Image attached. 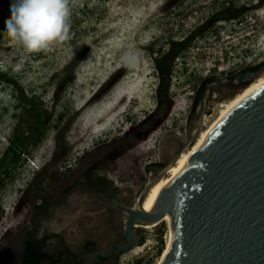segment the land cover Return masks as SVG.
<instances>
[{"label":"rangeland","instance_id":"374dc122","mask_svg":"<svg viewBox=\"0 0 264 264\" xmlns=\"http://www.w3.org/2000/svg\"><path fill=\"white\" fill-rule=\"evenodd\" d=\"M11 2L0 0V72L19 83L46 128L14 165L2 163L12 144L22 145L18 138L31 130L35 115L16 87L0 79V236L15 222L10 220L14 204L38 167L63 153L65 160L56 168L66 170L77 164L82 151L120 138L131 128L135 134L145 132L137 125L163 100L166 116L161 128L146 138L132 135V149L102 172L114 176L112 186L121 191L122 203L132 207L165 167L153 164L167 165L173 158L162 155L163 144L182 147L191 138L196 116L191 121L187 117L204 78L264 59V0H69L68 38L39 52L27 51L7 35ZM219 13L231 18L213 22L211 17ZM194 32L196 38L165 76L159 74L156 56ZM239 92L208 102L201 129ZM112 215L115 220L107 217L104 222L109 230L104 247L124 239L127 212L115 210ZM135 233V248L121 254L118 264H156L166 246L167 225L140 226Z\"/></svg>","mask_w":264,"mask_h":264},{"label":"flooded vegetation","instance_id":"af4514ba","mask_svg":"<svg viewBox=\"0 0 264 264\" xmlns=\"http://www.w3.org/2000/svg\"><path fill=\"white\" fill-rule=\"evenodd\" d=\"M156 58L154 59L156 70L164 76L165 72H168V60L163 61V67L160 69ZM262 73L264 59L233 72L208 74L193 93L187 119L191 121L193 116H197L198 106L209 87L213 89L207 95L204 111L212 99L234 95L250 83L248 79L251 76L257 77ZM237 74H247L250 77L234 83ZM162 102L163 100L161 106L137 125L138 128L145 129V132L135 134L132 132L134 128H131L120 138L82 151L77 158V164L75 166L69 164L66 170L56 168L65 160L66 156L64 157L63 153H55L49 162L38 167L14 204L10 220L15 222L9 224L0 236V264H118L120 250L109 253L106 259H101L95 254L96 251L108 253L114 246H128L125 225L124 239H115L113 243L104 247L109 231L104 226L106 218L115 220L113 211L123 210L124 206H128L122 203L121 191L112 186L111 180H114V176H104L102 172L106 171L108 165L115 166L116 161L121 160L132 149L133 142L128 140L132 135H136V138H146L154 128H161L165 123L163 118L166 116L162 110L164 106ZM33 120L31 130L20 136L22 146L18 148L19 155L25 151L26 145L33 144L44 136L45 122L40 121L41 118L37 116H33ZM117 140L122 142L114 146ZM179 145L175 147L177 148L175 154L180 150ZM167 146L164 144L163 149ZM109 147V151L104 152V149ZM8 154L12 152H6L3 159H7L9 165H14L18 157L13 158ZM153 166L163 167L166 163L162 165L156 163ZM9 174L5 172L3 176ZM47 181L50 184L49 189ZM89 191L93 193L88 194ZM112 230L116 235V226H113Z\"/></svg>","mask_w":264,"mask_h":264},{"label":"water","instance_id":"95a60500","mask_svg":"<svg viewBox=\"0 0 264 264\" xmlns=\"http://www.w3.org/2000/svg\"><path fill=\"white\" fill-rule=\"evenodd\" d=\"M245 76L237 74L233 82ZM256 78L248 80L251 83ZM212 89L206 90L198 106L191 138L162 169L175 163L179 154L197 140ZM205 145L186 170L192 169V174L177 199V232L167 264H264V86L231 111ZM180 178L162 193L155 212L144 210L153 184L149 182L138 198L139 208L123 207L127 212L128 246H114L108 253L95 254L106 259L116 250L130 253L136 246V223H163Z\"/></svg>","mask_w":264,"mask_h":264},{"label":"bare ground","instance_id":"6f19581e","mask_svg":"<svg viewBox=\"0 0 264 264\" xmlns=\"http://www.w3.org/2000/svg\"><path fill=\"white\" fill-rule=\"evenodd\" d=\"M250 76H245L243 78H249ZM264 86V73L257 76L256 79L252 80L251 83L241 90L234 98H232L228 103H222V110L217 118L213 119L209 125L205 128H202L199 132L197 140L190 147L184 149L179 156L174 161L175 163L169 164L165 169H162L158 177H154L150 180L153 182L144 202V210L148 212H155V206L165 191L177 178H180L177 185L174 187L172 196H173V205L163 223L167 225L168 236L166 241V246L162 252L160 259L156 264H167L173 255L174 245H175V235L177 232L178 225V203L177 199L181 194L183 188L185 187L188 179L190 178L192 172L191 170L186 171L187 168L191 166L193 162L196 161L198 156L206 149V141L215 128L233 111L238 105L248 99L252 94ZM167 143V142H166ZM164 145V144H163ZM167 148L163 149L164 157L171 156L175 154V149L177 150L176 143L168 144ZM176 155V154H175ZM174 155V156H175ZM166 159V158H165ZM157 173V172H156ZM130 192L127 194L129 195ZM131 195V194H130ZM129 195V196H130ZM134 195V194H133ZM75 197V196H74ZM125 198H128L125 194ZM132 197V196H131ZM131 200L132 198L129 197ZM127 200V201H130ZM77 204V202H76ZM81 204V203H80ZM134 208H139L138 202L133 205ZM162 222H153L148 224H139L136 223V227L151 228L158 226Z\"/></svg>","mask_w":264,"mask_h":264},{"label":"clouds","instance_id":"9594fccd","mask_svg":"<svg viewBox=\"0 0 264 264\" xmlns=\"http://www.w3.org/2000/svg\"><path fill=\"white\" fill-rule=\"evenodd\" d=\"M5 20L9 38L29 52L68 38L69 0H12Z\"/></svg>","mask_w":264,"mask_h":264},{"label":"trees","instance_id":"16d2710c","mask_svg":"<svg viewBox=\"0 0 264 264\" xmlns=\"http://www.w3.org/2000/svg\"><path fill=\"white\" fill-rule=\"evenodd\" d=\"M231 16L229 15H226V14H222V13H219V14H216V15H213L211 17V19L214 21H219V20H227V19H230ZM197 36V32H194L192 33L191 35H189L187 38L183 39L182 41H178V42H172L171 43V48L168 50L167 53H165L162 57H157L156 58V62L157 64L159 65V68L162 69L163 67V61L164 60H168V70L170 69L171 67V64L173 62V60L180 54L183 53V51L185 50V48L196 38ZM165 76V75H164ZM0 79L1 80H4L6 82H9L11 84H13L17 91L19 92V95L22 99H25L28 104L31 106V109H30V113H32L33 115L37 116L38 118H40V115L36 114V106L33 104L32 100L30 99H27L26 97L24 98V92L21 88V86L19 85V83L17 81H15L14 79L8 77L6 74L0 72ZM40 121L43 122V119H41ZM20 139V138H18ZM19 142V141H18ZM17 142V143H18ZM16 142L14 144H12L8 150V152H12V154H8L10 155V157H18V153H19V147L22 146L20 144H17ZM7 162V159H3V164H6ZM1 162H0V165H3ZM10 162H7V164H9Z\"/></svg>","mask_w":264,"mask_h":264}]
</instances>
